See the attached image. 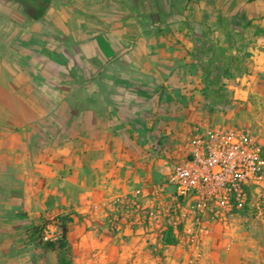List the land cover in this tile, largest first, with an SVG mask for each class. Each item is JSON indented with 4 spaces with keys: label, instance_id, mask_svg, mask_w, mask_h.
I'll return each instance as SVG.
<instances>
[{
    "label": "crops",
    "instance_id": "obj_1",
    "mask_svg": "<svg viewBox=\"0 0 264 264\" xmlns=\"http://www.w3.org/2000/svg\"><path fill=\"white\" fill-rule=\"evenodd\" d=\"M3 2L24 17L0 54V264H56L28 235L54 215L74 256L111 258L146 237L107 231L116 196L168 206L190 135L264 111V0Z\"/></svg>",
    "mask_w": 264,
    "mask_h": 264
},
{
    "label": "built area",
    "instance_id": "obj_2",
    "mask_svg": "<svg viewBox=\"0 0 264 264\" xmlns=\"http://www.w3.org/2000/svg\"><path fill=\"white\" fill-rule=\"evenodd\" d=\"M171 203L159 199L144 204L133 196L119 195L110 203L107 223L112 231L136 223L171 235L190 250L232 219L257 196H264V145L248 129L211 125L196 131L185 142L184 156L166 177ZM162 191V189H161ZM39 236L55 241L62 233L58 215L40 222ZM32 230H29L28 235Z\"/></svg>",
    "mask_w": 264,
    "mask_h": 264
},
{
    "label": "rangeland",
    "instance_id": "obj_3",
    "mask_svg": "<svg viewBox=\"0 0 264 264\" xmlns=\"http://www.w3.org/2000/svg\"><path fill=\"white\" fill-rule=\"evenodd\" d=\"M4 3L0 0V6ZM23 17L0 14L1 55L12 54L7 52L3 40L8 30L17 27L16 25L22 21ZM10 23L12 27L8 28ZM235 115L236 118L247 123L236 127L224 122L215 125L227 129H248L264 145V130H261L258 124V122L264 123V111L257 109L247 112L241 107ZM107 220V231L118 232L109 228ZM125 225L127 224H124L122 231L126 227L128 232L139 226L137 223ZM143 230L141 235L146 237L138 241L128 237L125 240L126 247L122 248L121 252L112 253L111 258L106 256L103 243L99 242L97 246L87 238V244L82 245L81 254L83 255L74 256L72 252L73 264H264V196H255L251 203L232 219L227 228H217L193 250L174 237V243H165L159 229L143 227ZM85 231H89L88 237H94L91 234V228H86ZM74 257H78L79 260L75 262Z\"/></svg>",
    "mask_w": 264,
    "mask_h": 264
},
{
    "label": "trees",
    "instance_id": "obj_4",
    "mask_svg": "<svg viewBox=\"0 0 264 264\" xmlns=\"http://www.w3.org/2000/svg\"><path fill=\"white\" fill-rule=\"evenodd\" d=\"M223 65V72L227 73V69L225 64ZM237 69L241 71L240 65H237ZM214 72V70H211V72ZM220 79L218 77H214L212 79H209L210 82H218ZM210 95L206 94L205 98L207 100H210ZM249 205V204H248ZM246 205L244 209L248 206ZM243 209V210H244ZM60 222H61V228L62 233L60 238H58L55 241H43L40 239L39 236V226L35 225L32 227V231L30 234V237L34 243L35 246L39 247L44 252H54L56 255V264H73V255H72V248L69 241V222L70 218L66 215L59 216ZM163 241L165 243H174L175 239L171 235V229L169 228L167 230L166 235L164 236Z\"/></svg>",
    "mask_w": 264,
    "mask_h": 264
}]
</instances>
